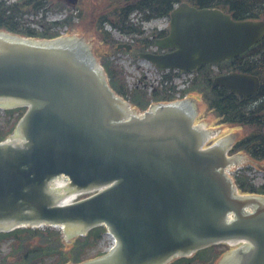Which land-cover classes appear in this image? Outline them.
Returning <instances> with one entry per match:
<instances>
[{"label":"water","instance_id":"1","mask_svg":"<svg viewBox=\"0 0 264 264\" xmlns=\"http://www.w3.org/2000/svg\"><path fill=\"white\" fill-rule=\"evenodd\" d=\"M263 34L264 21H234L215 9L181 4L170 14L169 34L156 41L173 51L139 57L161 69L190 71L239 56ZM85 41L98 50L94 40ZM212 87L248 98L259 81L232 72ZM0 104L27 107L14 132L23 142L0 144V232L48 225L72 238L105 225L116 248L81 264H167L244 239L247 245L220 264H264V198L237 195L222 173L233 161L225 155L229 141L202 150L207 133L193 126L200 104L196 110L189 100L159 104L139 117L109 89L82 39L33 41L5 32ZM214 125L204 126L225 137ZM251 161L235 162L245 167ZM92 190L98 192L58 205L71 192Z\"/></svg>","mask_w":264,"mask_h":264},{"label":"trees","instance_id":"2","mask_svg":"<svg viewBox=\"0 0 264 264\" xmlns=\"http://www.w3.org/2000/svg\"><path fill=\"white\" fill-rule=\"evenodd\" d=\"M100 4L92 20V26L99 41L108 46L112 53L116 42L104 31V25L126 35L134 37V45L130 56L134 61L139 54L145 53L154 46L156 38L165 36V32L154 31L145 35L140 25L129 22V16L136 12L141 19L149 21L166 17L173 6L186 2L195 8H217L229 14L234 20H264V0H93ZM52 0H22L19 3L6 4L0 0V30L34 39H53L59 35L58 28H72L73 15L68 10L66 17L60 22H46L47 12H62L65 8ZM105 5V6H104ZM42 13L38 22L41 31L30 29L25 17ZM78 16V15H77ZM99 61L109 80L111 89L127 100L131 107L144 111L150 103L171 102L174 87L169 89L155 88L148 95L146 87H137L128 91L122 69L109 61V57L101 54ZM213 73L210 66L197 69L198 76L189 89L181 96L196 95L202 99L208 110L212 111L220 123L245 129L246 134L239 138L232 152H244L251 159L264 162V35L245 53L235 59L224 61ZM231 71L250 74L259 79L260 87L250 98L243 99L230 94L224 88H212V80L221 74ZM142 82V81H141ZM22 109L6 113L7 118L0 126V141L10 135L21 116ZM239 192L243 194L264 195V186L254 187L245 176L235 179ZM104 232L103 227L90 230L85 236L65 243L60 231L51 228H20L9 233H0V264H79L101 255L91 252L97 247ZM8 251L3 252V246ZM224 252L221 246H212L199 251L188 258H179L169 264H215Z\"/></svg>","mask_w":264,"mask_h":264},{"label":"rangeland","instance_id":"3","mask_svg":"<svg viewBox=\"0 0 264 264\" xmlns=\"http://www.w3.org/2000/svg\"><path fill=\"white\" fill-rule=\"evenodd\" d=\"M99 6H100V4L96 1H93V0H83L82 1L81 8H80L81 20L79 19L77 22H74L75 28H74L73 34L76 36L82 37L84 40H94L97 49H99L98 52H99V54H101V53H108L109 48L103 47L100 45V43L97 42V40L93 34V30H92V20L94 19L95 14L99 13V11L101 10L100 9L97 11V8ZM62 17H64V14L63 13H57L56 11H51V12L46 14L47 20H59ZM27 19L30 20V17H28ZM155 25H156L157 30L163 29L165 27V22L164 21H158L155 23L144 24L143 28L145 30L149 31L150 29L154 28ZM113 36L115 38L117 37L116 35H113ZM116 60L118 63L116 65L122 67V69L125 73V80H126L127 84L133 85L137 81V79L141 75V73H143L144 76L146 77V75H145L146 63L140 62V61H137V62L134 61L135 65H133L132 64L133 62L125 55H118ZM142 70L144 72H142ZM148 77H150V76L148 75ZM148 77H146V78L149 79ZM191 99L195 102V104H200L199 113H198L199 116H198V120H197L198 122H200L203 125L216 124V125L210 126V127L212 128L213 131L226 132L225 137H232L235 139V138H239V137H242L245 135L246 131L243 128L241 129L238 127H231L229 125H227V126L218 125V122L215 119L214 115L207 111V108H206L204 102L201 101V99L199 97H197V99H194V98H191ZM0 113H1V111H0ZM2 120H3V116L0 115V123L2 122ZM238 157H247V156L244 154H240ZM256 165H257L256 163L251 161L250 164L245 165V168L250 167V166L257 167ZM261 165L264 167L263 164H261ZM249 176L254 178V181H253L254 185H259V184L264 182V173L262 171H257L255 169H253L252 172L248 173L247 177L249 178ZM64 241L68 242V239H66V237H64ZM110 244H111V240H109L108 237H104V240L99 243V245L96 247V249L93 252H91V254L93 255V254L97 253L98 251H106L108 249V247L110 246ZM3 250L6 252L7 246H4Z\"/></svg>","mask_w":264,"mask_h":264},{"label":"bare ground","instance_id":"4","mask_svg":"<svg viewBox=\"0 0 264 264\" xmlns=\"http://www.w3.org/2000/svg\"><path fill=\"white\" fill-rule=\"evenodd\" d=\"M10 141H18V138L11 139Z\"/></svg>","mask_w":264,"mask_h":264}]
</instances>
